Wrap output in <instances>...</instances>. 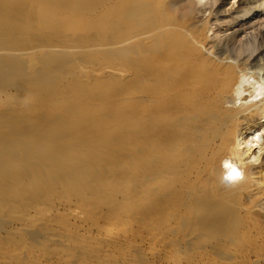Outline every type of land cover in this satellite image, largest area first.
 Returning <instances> with one entry per match:
<instances>
[{"label": "bare ground", "instance_id": "6f19581e", "mask_svg": "<svg viewBox=\"0 0 264 264\" xmlns=\"http://www.w3.org/2000/svg\"><path fill=\"white\" fill-rule=\"evenodd\" d=\"M0 0V264H264V0ZM246 113V114H245Z\"/></svg>", "mask_w": 264, "mask_h": 264}, {"label": "clouds", "instance_id": "9594fccd", "mask_svg": "<svg viewBox=\"0 0 264 264\" xmlns=\"http://www.w3.org/2000/svg\"><path fill=\"white\" fill-rule=\"evenodd\" d=\"M235 2V0H233ZM264 101V71L240 72L232 88L231 98L225 101L226 108L240 109ZM246 114V113H245ZM264 157V129L244 140L237 136L229 155L221 162L220 183L232 187L245 179L244 169L248 165H259Z\"/></svg>", "mask_w": 264, "mask_h": 264}, {"label": "rangeland", "instance_id": "374dc122", "mask_svg": "<svg viewBox=\"0 0 264 264\" xmlns=\"http://www.w3.org/2000/svg\"><path fill=\"white\" fill-rule=\"evenodd\" d=\"M236 2H237V0H235V2H233V0H226V3H228V4H226L225 7L226 8L231 7L232 4H233V6H235Z\"/></svg>", "mask_w": 264, "mask_h": 264}]
</instances>
